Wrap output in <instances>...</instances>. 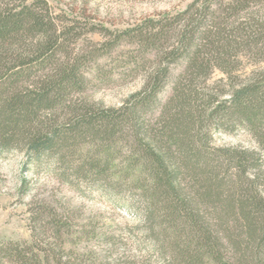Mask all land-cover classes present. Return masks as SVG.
I'll list each match as a JSON object with an SVG mask.
<instances>
[{"label": "trees", "instance_id": "1", "mask_svg": "<svg viewBox=\"0 0 264 264\" xmlns=\"http://www.w3.org/2000/svg\"><path fill=\"white\" fill-rule=\"evenodd\" d=\"M190 8L140 29V43L161 45L157 67L120 108L104 109L66 102L82 78L76 65L56 60L68 32L46 1L0 0V151L72 170L67 160L83 142H107L109 157V141L122 135L131 148L125 180L139 185L141 222L164 264H264V68L235 81L238 42L201 34L206 10ZM171 36L176 47L168 50ZM176 58L185 68L172 76ZM215 68L228 79L225 92L206 90ZM169 82L171 97L148 128L146 110ZM212 123L246 128L258 149L211 146ZM87 167L101 170L95 161ZM38 241L32 230L30 243L0 246V264H85L55 254L52 262Z\"/></svg>", "mask_w": 264, "mask_h": 264}, {"label": "rangeland", "instance_id": "2", "mask_svg": "<svg viewBox=\"0 0 264 264\" xmlns=\"http://www.w3.org/2000/svg\"><path fill=\"white\" fill-rule=\"evenodd\" d=\"M44 1L53 21L68 32L64 53L56 60L76 65L82 78L80 87L67 97L71 106L120 108L142 89L160 56L161 45H144L137 33L150 22L173 20L190 7L193 12L206 10L201 34L217 37L218 32L219 38L238 42L233 49L235 81L264 68V0ZM253 39L261 40L258 47ZM176 42L171 36L164 48L171 50ZM169 62L172 76L184 71L182 59ZM226 83L228 79L215 68L206 90L225 92ZM171 84L159 93V104L146 110L148 128L171 97ZM67 113L61 107L55 115L62 118ZM210 132L213 147L258 149L244 127L224 130L212 123ZM94 143L85 141L70 155L72 170L48 160L34 166L17 149L0 151V246L30 243L35 230L52 262L57 261L55 254L70 262L83 258L85 264H164L141 222L139 185L125 180L130 142L119 134L113 137L109 157L103 155L107 142ZM91 161L101 170H89Z\"/></svg>", "mask_w": 264, "mask_h": 264}]
</instances>
